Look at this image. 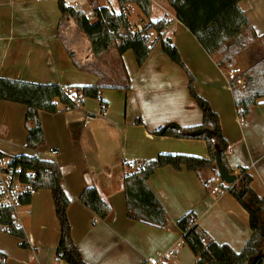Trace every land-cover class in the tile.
Instances as JSON below:
<instances>
[{
	"label": "crops",
	"instance_id": "1",
	"mask_svg": "<svg viewBox=\"0 0 264 264\" xmlns=\"http://www.w3.org/2000/svg\"><path fill=\"white\" fill-rule=\"evenodd\" d=\"M64 1L90 19L95 8L114 10L98 0ZM238 6L260 36L235 57L234 66L249 74L250 68L264 58V0H241ZM136 9L144 24L134 21L132 25L128 17L132 28L163 21V38L171 40L194 78V91L219 118L228 144L229 168L235 175L241 171L249 175L251 190L263 197L264 99L250 109L245 125H239L225 78L227 69L217 65L220 56L210 57L205 52L176 19L166 0H150L147 18ZM63 20L56 0H0V78L64 87H105L101 95L106 106L103 114L101 105L93 99H84L75 110L58 105L55 115L38 113L45 143L37 153H55L43 159L54 161L62 173V187L70 200L67 216L71 239L82 261L195 264V257L182 244L175 227L188 212L195 214L197 225L214 242L240 252L251 235L248 214L228 191L214 194L212 188L203 186L218 178L213 171L194 173L164 166L147 179L137 173L140 163L160 154L208 158L201 140L152 134L167 124H201L202 113L189 95L185 71L163 53L154 32L151 52L138 67L131 51L119 55L109 48L94 56L87 38L74 31L73 21ZM127 81L129 89L123 90ZM24 114V106L0 101V153L5 156L33 153L24 147ZM88 187H94L110 207L103 220L78 200ZM162 220L167 223L165 227L153 225ZM17 231L22 238L0 231V252L6 255V264H67L56 258L60 233L48 190L31 195L22 209Z\"/></svg>",
	"mask_w": 264,
	"mask_h": 264
},
{
	"label": "trees",
	"instance_id": "2",
	"mask_svg": "<svg viewBox=\"0 0 264 264\" xmlns=\"http://www.w3.org/2000/svg\"><path fill=\"white\" fill-rule=\"evenodd\" d=\"M61 19L72 20L77 29L87 38L91 53L98 57L114 46L119 55L131 51L138 67H141L151 52L153 43L151 33L154 32L160 41L163 53L171 62L179 66L188 76V92L202 113V122L198 126L180 127L167 124L152 134L159 137L176 139L201 140L205 143L208 158H197L187 155L160 154L156 159L139 164L138 174L147 179L161 167L170 166L179 171L197 173L210 170L218 177L215 157L219 156L221 164L228 174H234L226 162L228 144L223 138L219 118L209 104L194 91L193 77L183 65L179 53L171 40L163 38L161 32L163 21L149 22L144 26V35L132 30L128 21L127 7L135 5L143 17L150 12V0H116L120 11L114 13L106 7L95 8L92 20L82 11L68 6L64 0H56ZM173 9L176 19L195 37L197 42L210 57L220 56L219 68H231L235 57L248 45L259 39L238 3L241 0H166ZM118 40V42H116ZM105 87L100 84L92 86L64 87L57 84H36L0 78V101L19 104L25 107L24 128L26 139L24 147L32 152L41 148L44 135L39 122L38 113L55 115L58 105L66 110L78 109L84 99H93L101 105V114L105 112V103L101 95ZM129 89V83L122 87ZM236 108H243L246 118L250 109L264 99V58L249 70L246 88L243 92L232 90ZM140 123V121H137ZM77 139L78 135L73 133ZM5 156L0 153V157ZM13 159L24 170L31 171L33 193L48 190L51 193L55 216L59 225V244L56 258L67 264H85L71 239V227L67 216L70 200L62 187L63 176L54 161L38 160L33 155H18ZM234 184L227 186L228 191L248 214V225L251 235L240 252H235L226 244H217L196 223L193 212L180 218L176 229L181 234V241L195 257V264H264V196L258 197L250 188L251 177L244 171L239 172ZM206 189L213 187V182H204ZM240 193L243 195L240 196ZM32 194H27L23 204L28 205ZM98 219H105L110 207L103 201L94 187L85 188L78 197ZM129 217L139 219L137 216ZM165 227V220L153 224ZM18 230V229H17ZM13 230L11 234L22 238ZM23 246V245H22ZM0 264H6V255L0 252Z\"/></svg>",
	"mask_w": 264,
	"mask_h": 264
},
{
	"label": "built area",
	"instance_id": "3",
	"mask_svg": "<svg viewBox=\"0 0 264 264\" xmlns=\"http://www.w3.org/2000/svg\"><path fill=\"white\" fill-rule=\"evenodd\" d=\"M46 0H35V2H44ZM133 31L139 32L144 35V26L136 24L132 28ZM118 42V40H116ZM247 73L239 67H231L226 71V81L231 87V90L235 89L239 92H243L246 88ZM243 108L236 109L237 122L239 125H245V118L243 116ZM49 155H54V152H48ZM37 151L32 155L38 160H44V155ZM139 170V167L137 168ZM32 177L33 173L28 170H24L20 164H18L11 156L0 157V231L11 233L13 230H17L20 223V215L22 209L25 206L23 199L27 194H33L32 189ZM220 182L218 187H213L211 193H220L226 191L225 184L218 178ZM148 264H162L159 260L148 262Z\"/></svg>",
	"mask_w": 264,
	"mask_h": 264
},
{
	"label": "rangeland",
	"instance_id": "4",
	"mask_svg": "<svg viewBox=\"0 0 264 264\" xmlns=\"http://www.w3.org/2000/svg\"><path fill=\"white\" fill-rule=\"evenodd\" d=\"M69 2L70 1H74V0H68ZM99 2L98 3H104L105 5H107L108 7H111L112 8V10L114 9L115 11H117V13L120 11V9H119V6H118V4H117V1L116 0H98ZM128 17H129V19H130V23H132V25H133V23H134V21H136V22H138V23H142V24H144V22H142L141 20H140V18H138V15H137V9H136V6H134V5H129L128 7ZM113 10V11H114ZM92 20V19H91ZM67 21H69L70 23H71V20H68V19H66V18H64V20H63V22L64 23H66ZM146 22H147V20H145ZM73 26V29H74V31L77 33V34H79L80 35V37L81 38H86L78 29H77V27H75L74 25H72ZM65 38V40H66V42L68 43V39H67V37H64ZM65 42V43H66ZM111 49H113V50H115L116 51V49H115V47L114 46H111L110 47ZM117 52V51H116ZM232 67H235L234 65L232 66ZM105 82V81H104ZM117 83L116 82H113V85H116ZM192 85H193V88H194V78H193V83H192ZM236 117H237V115H236ZM220 185V182L219 181H217V180H215V182H213V187H218ZM212 187V188H213Z\"/></svg>",
	"mask_w": 264,
	"mask_h": 264
},
{
	"label": "water",
	"instance_id": "5",
	"mask_svg": "<svg viewBox=\"0 0 264 264\" xmlns=\"http://www.w3.org/2000/svg\"><path fill=\"white\" fill-rule=\"evenodd\" d=\"M215 165H216V170H217L219 179L229 186L234 184V182L236 180L235 174L230 175L227 173V171L225 170V168L221 164V161H220L218 155H216V157H215ZM242 195L243 194L240 193V196H242Z\"/></svg>",
	"mask_w": 264,
	"mask_h": 264
}]
</instances>
